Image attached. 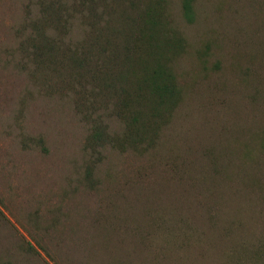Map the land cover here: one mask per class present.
I'll list each match as a JSON object with an SVG mask.
<instances>
[{"label":"rangeland","instance_id":"374dc122","mask_svg":"<svg viewBox=\"0 0 264 264\" xmlns=\"http://www.w3.org/2000/svg\"><path fill=\"white\" fill-rule=\"evenodd\" d=\"M53 2L0 0L2 264H264V0H192L191 21L169 0L182 95L146 149L94 81L101 61L19 47ZM87 28L66 42L77 50ZM95 129L112 140L94 143Z\"/></svg>","mask_w":264,"mask_h":264},{"label":"trees","instance_id":"16d2710c","mask_svg":"<svg viewBox=\"0 0 264 264\" xmlns=\"http://www.w3.org/2000/svg\"><path fill=\"white\" fill-rule=\"evenodd\" d=\"M82 4L87 13L85 6L76 8L56 0L35 16L29 15L22 24L19 47L35 61L46 63L69 59L76 66L93 67L92 62L100 66L101 61L105 72H92L93 79L97 77L99 87L104 85L118 94L127 143L146 149L182 95L174 63L184 51V40L168 13L169 0H126L119 9L107 0H82ZM181 13L192 20V0H182ZM77 20L89 28L84 29L85 38L76 50L66 38H71ZM107 70L114 75L106 74ZM90 139L102 147L112 140L99 129ZM261 139L264 147V137Z\"/></svg>","mask_w":264,"mask_h":264}]
</instances>
